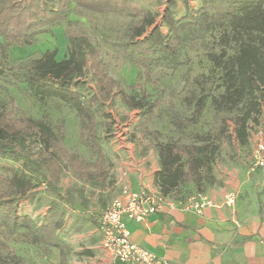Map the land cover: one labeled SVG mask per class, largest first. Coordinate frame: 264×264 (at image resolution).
<instances>
[{
	"label": "trees",
	"instance_id": "1",
	"mask_svg": "<svg viewBox=\"0 0 264 264\" xmlns=\"http://www.w3.org/2000/svg\"><path fill=\"white\" fill-rule=\"evenodd\" d=\"M156 1L166 2L162 16L166 34L154 26L156 15L135 0H0V90L8 92L21 86L24 96L41 107L55 101L74 111L80 122L79 142L91 159L85 161L63 145V121L53 126L44 118L15 116L13 98L10 111L0 110V264H23L13 249L16 245L33 247L43 257L56 250L58 264H67L71 248L58 235L64 213L51 207L46 220L38 224L19 212L18 203L30 195L40 179L47 191L68 207L73 194L85 205L86 184L97 186L101 192L114 187L109 174L113 164L102 147L98 128L100 119L110 120L103 125L106 134L111 133L114 121L107 104L113 107L116 99L129 110L140 112L134 131L142 138L157 139L159 133L150 131L149 126L161 119L178 137L175 142L154 145L159 163L154 183L164 196L179 198L180 188L187 184L198 193L221 184L213 175V165L221 159V145L231 140L227 122L233 124L235 139L242 148L248 147L249 122L256 117L261 118L264 136V0H200L197 9L189 7L190 0H181L185 13L180 18L174 14L178 0ZM71 16L129 19L128 38L119 44V53L139 70L138 80L146 82L156 67L187 66L189 61L181 60L182 52L187 46L199 45L221 73L223 90L211 97L210 106L215 114L234 115L221 117L210 133L195 134L193 142L182 143L179 139L189 137L191 128L200 122L209 96L196 97L192 111L184 116L171 101L172 95L164 105L160 100H150L138 80L123 86L106 73L98 46L74 29ZM63 24L69 28L65 58L57 60V52L52 50L34 59L27 69L5 68L2 58L9 48L30 47ZM86 75L94 83V93L89 97L82 93ZM31 145L37 149L35 158L29 150ZM250 157L251 153L245 156L248 166ZM64 170L72 171L83 183L66 195L58 189Z\"/></svg>",
	"mask_w": 264,
	"mask_h": 264
},
{
	"label": "rangeland",
	"instance_id": "2",
	"mask_svg": "<svg viewBox=\"0 0 264 264\" xmlns=\"http://www.w3.org/2000/svg\"><path fill=\"white\" fill-rule=\"evenodd\" d=\"M135 1L145 10L156 15V23L154 26H159L162 33L166 34L167 27L162 22L166 2L158 3L156 0ZM199 5L200 0L189 1V7L191 9H197ZM184 13L185 6L181 0H178L176 9L174 10L175 17L180 18ZM69 20L74 23V29L76 31L85 34L98 46L100 59L104 64L106 73L110 77L119 81L123 86H130L138 80L139 70L121 57L118 48L119 44L128 38L127 28L130 23L129 19L122 20L110 16H71ZM68 29V26L63 24L59 28L54 29L52 35L40 36L30 47L9 48L2 58L5 68L27 69L34 59L39 58L46 51L56 50L57 60L65 58L68 51L66 40ZM150 29H148V32ZM211 40L212 38L209 37L208 41L211 42ZM1 56L2 53L0 50ZM181 60H188V65L175 68L166 66L156 67L149 81L146 82L141 78L138 82L150 96V100H160L164 105H167L172 95L171 101L175 104L179 113L184 116L189 115L192 111V103L196 97L201 94H207L209 96L206 110L200 122L191 128L189 137L179 139L182 143H191L193 142V136L195 134L210 133L221 117H232L234 114H215L210 106L211 97L219 95L223 89L220 87L221 73L208 61L206 52L199 45L187 46L182 52ZM83 81L86 83V86L82 90V93L89 97L94 93V83L91 81L89 75H86ZM23 90L21 86L10 88L8 92L0 90V110L10 111L12 108L10 99L13 98L17 107L15 116H25L34 119L44 118L51 122L53 126H58L63 121V145L72 154L77 155L85 161H90V155L79 142L80 122L76 113L55 101L47 102L44 107H41L27 99L23 94ZM137 93L138 91L135 94ZM107 112L112 115L114 121L112 131L107 135L106 128L103 124L110 120L103 121L100 119L99 121L102 125L99 126L98 133L102 138V147L113 164L109 174L115 180L114 188H121L119 191L120 194L124 187L130 188L133 182L137 183L139 181L141 184L151 185L155 169L159 167L154 145L157 142H175L178 140V137L170 132V127L165 119H161L149 126L150 131L159 133L157 139L149 137L142 138L138 132L134 131V127L140 119V112L129 110L120 103L119 99H116L113 107L110 106V103L107 104ZM121 118H125V120L122 121ZM227 124L229 129L228 134L231 136V140L221 145V154L219 157H221L223 162L232 164L238 161V159H245V156L250 153L252 155L256 150V143L262 138L263 133L261 130V118L256 117L255 121L249 122L250 138L248 147L242 148L235 139L233 124L231 122H227ZM251 149L253 150L251 151ZM29 150L33 154V158H35L36 146L31 145ZM142 151L145 153L142 154ZM232 156L235 159H232ZM247 168L249 173H252L250 172L251 166L247 165ZM257 168H264V166ZM82 185L83 183L74 177L72 171L64 170L60 177L58 188L62 194L66 195L70 189L81 188ZM85 188H97V186L86 184ZM75 197V195L72 196L73 199ZM18 207L21 214H27L38 224H41L46 220L51 207H56L62 211L67 206L47 191L45 182L40 179V183L26 199L18 203ZM72 207L76 211L78 210L75 202L72 203ZM68 208L70 209L71 206ZM81 228L83 229L81 232L78 229L71 230L68 233L69 236L67 235L68 237L66 236V232L63 233L65 236L60 234L62 238H67L73 247L71 248V254L67 258V264H96V262H100V259H95V255L91 257L77 255L86 247L92 248L91 233L93 228L86 221H84ZM101 248L103 251H106L102 246ZM13 249L22 258L23 264H58V251L56 250H52L50 256L43 257L33 247L16 245L13 246ZM99 258H104L103 254H100ZM102 263L105 264L103 261ZM108 264H114V262Z\"/></svg>",
	"mask_w": 264,
	"mask_h": 264
},
{
	"label": "crops",
	"instance_id": "3",
	"mask_svg": "<svg viewBox=\"0 0 264 264\" xmlns=\"http://www.w3.org/2000/svg\"><path fill=\"white\" fill-rule=\"evenodd\" d=\"M158 171L159 167L155 169L151 185L137 181L130 189L135 192L159 191L154 183ZM213 175L220 185L208 186L198 193L192 184H187L180 188L179 198L166 196L169 203L161 213L148 215L141 222L126 221L131 242L166 258L170 264H264V168L249 173L244 158L232 164L218 159L213 165ZM84 189L85 205L82 206L78 196L73 194L76 197L71 200L78 210L72 203L70 209L67 206L62 210L65 219L58 231L59 237L70 245V241L61 235L65 236L63 233L66 232L67 236L74 229L81 232L86 221L93 228L92 248L86 247L77 255L83 252L89 255L82 256L95 255V259H100L96 264L102 261L105 264H129L113 260L102 250L98 229L100 215L108 201L119 195L121 188H106L102 192L99 188ZM193 194L203 195L215 203H222L226 195L233 194L235 204L232 208H207L202 214L183 210L181 202ZM69 247L73 248L72 245ZM100 254L104 258H99Z\"/></svg>",
	"mask_w": 264,
	"mask_h": 264
},
{
	"label": "built area",
	"instance_id": "4",
	"mask_svg": "<svg viewBox=\"0 0 264 264\" xmlns=\"http://www.w3.org/2000/svg\"><path fill=\"white\" fill-rule=\"evenodd\" d=\"M256 150L251 155L250 172L264 166V138L256 143ZM169 201L160 191H132L124 187L118 196L110 199L99 217L98 229L102 247L111 255L113 260L129 264H170L164 258L149 249L137 245L130 240L126 221L141 222L148 215L159 214ZM235 195L228 194L222 203L193 194L181 202L185 211L201 214L206 208H232Z\"/></svg>",
	"mask_w": 264,
	"mask_h": 264
}]
</instances>
